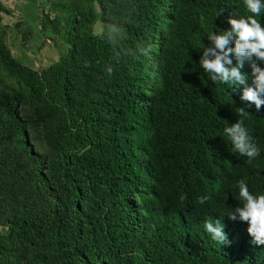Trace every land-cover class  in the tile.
Masks as SVG:
<instances>
[{"label": "trees", "instance_id": "1", "mask_svg": "<svg viewBox=\"0 0 264 264\" xmlns=\"http://www.w3.org/2000/svg\"><path fill=\"white\" fill-rule=\"evenodd\" d=\"M45 1L39 29L61 47L45 67L12 54L0 21V264H264L227 215L239 181L264 194V105L241 99L247 62L245 84L199 66L243 0ZM108 25L122 35L101 38ZM241 119L251 162L224 131ZM216 220L230 243L205 231Z\"/></svg>", "mask_w": 264, "mask_h": 264}, {"label": "clouds", "instance_id": "2", "mask_svg": "<svg viewBox=\"0 0 264 264\" xmlns=\"http://www.w3.org/2000/svg\"><path fill=\"white\" fill-rule=\"evenodd\" d=\"M243 4L250 15L242 18H233L230 15L228 18L230 27L227 30L206 34L211 46L203 44L199 66L213 83L245 84L246 74L240 69L247 62L251 68L254 86H245L241 99L254 105L259 111L264 105V67L256 62L259 61L260 65H264V26L257 17L264 13V0H243ZM220 14L221 11L217 12L215 17ZM114 32L122 35L116 25H108L101 31L100 36L105 39L107 35ZM138 47L141 55L149 54L150 48ZM231 57L235 58V65ZM114 59L119 60L118 54L114 56ZM106 70L109 75L113 71L111 66H108ZM246 113L247 111L241 107L238 115L244 117ZM224 131L231 140L233 150L246 156L249 162L260 154L259 147L244 126L242 119L237 120ZM238 187L242 206L235 207L227 215L230 220L238 218L246 222L247 232L252 237V242L256 245H264V194L253 195L243 180L238 182ZM208 199H210L209 196H202L198 198V202L203 204ZM204 229L219 245L230 243L219 220L207 221Z\"/></svg>", "mask_w": 264, "mask_h": 264}, {"label": "rangeland", "instance_id": "3", "mask_svg": "<svg viewBox=\"0 0 264 264\" xmlns=\"http://www.w3.org/2000/svg\"><path fill=\"white\" fill-rule=\"evenodd\" d=\"M46 4L45 0H0V21L8 26L7 44L12 54L35 69L57 60L61 50L57 40L47 38L39 29V15ZM25 29L31 33L27 41L20 32Z\"/></svg>", "mask_w": 264, "mask_h": 264}]
</instances>
